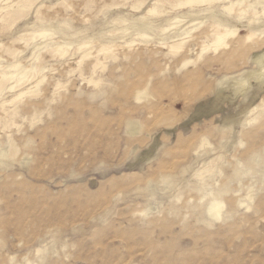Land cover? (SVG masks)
Segmentation results:
<instances>
[{
	"label": "rangeland",
	"instance_id": "obj_1",
	"mask_svg": "<svg viewBox=\"0 0 264 264\" xmlns=\"http://www.w3.org/2000/svg\"><path fill=\"white\" fill-rule=\"evenodd\" d=\"M19 1L0 13V75L36 66L20 89L44 83L0 107V264H264V0H163L161 16L147 14L156 0ZM212 22L233 31L216 53ZM184 31L185 65L168 49ZM211 192L225 202L212 227Z\"/></svg>",
	"mask_w": 264,
	"mask_h": 264
},
{
	"label": "bare ground",
	"instance_id": "obj_2",
	"mask_svg": "<svg viewBox=\"0 0 264 264\" xmlns=\"http://www.w3.org/2000/svg\"><path fill=\"white\" fill-rule=\"evenodd\" d=\"M13 1V0H12ZM169 1V0H168ZM222 1H226V2H229V0H180L177 2L174 1V2H177L176 3V6H174L176 9L177 7H184V6H188V8H199L200 6L202 5H210L212 3H220ZM4 2V4H2ZM11 0H0V13H6L5 15L6 16H12V15H15L18 11L20 12L21 9L23 8V5L20 4V1L17 2L16 4H12ZM23 2V1H22ZM172 2V1H171ZM10 3V4H9ZM164 1L163 0H156L155 1V4L156 6L148 9L147 11V14H150L151 16L152 15H155V16H161L163 14V12L160 11V9L157 7L158 5H163ZM168 3V2H167ZM166 4V3H165ZM174 4V3H173ZM239 4H242L241 1L240 2H236L235 4H230L229 6L227 7H224V11H232L234 9V6L235 5H239ZM169 5V4H168ZM167 6V5H166ZM170 6V5H169ZM173 7V8H174ZM134 9H138L139 8V5H137L136 7H133ZM187 8V7H186ZM243 8V7H242ZM240 8V15H242V12L244 11V9ZM168 9V8H167ZM185 9V8H184ZM253 14H257L255 11H252ZM264 14V13H263ZM149 16V15H148ZM1 20H5V16H3L1 18ZM174 21V20H173ZM172 21V22H173ZM176 22H180V21H176ZM1 24V23H0ZM4 24V23H3ZM213 27H214V33H213V29H212V34H213V41L208 44L207 46L211 48L212 52L213 53H216L218 52V50L220 48H223V49H226L227 46H228V42H226V37L229 36V35H232L233 34V31L230 32L228 29H226L224 27V25H222V23L220 22H212L211 24ZM173 28V27H172ZM170 29V28H169ZM168 29V30H169ZM166 28L165 29H161L160 32H164V31H168ZM192 32V30H191ZM189 34H190V31H184L182 32V35H184L183 37H180V36H172L170 39V42H169V52H172L173 54H178V51L180 52V50L183 49V45H185L186 43H188L186 40L188 37H189ZM50 34L47 35V33L45 32H40L38 33V35L36 34L35 36H38V37H45V36H49ZM34 36V38H35ZM141 36V35H140ZM145 36V35H144ZM186 36V37H185ZM188 36V37H187ZM147 38V36H145ZM196 37V36H195ZM194 37V38H195ZM141 38V37H140ZM191 39H193V37L191 36L190 37ZM145 39V38H144ZM249 39V37L247 38ZM165 40H168V38H165ZM58 43V42H57ZM133 42H130L129 44L132 45ZM167 44V43H166ZM39 47L43 46V47H48L49 44L48 43H45V44H38ZM86 46V45H85ZM52 47V45H51ZM84 47V46H83ZM68 47H66L64 44H58L55 48V51L56 53L59 55V56H63L64 54H66V49ZM85 48V47H84ZM81 49L80 47L77 49L79 50ZM230 49V48H229ZM228 49V50H229ZM206 48H203L201 51H205ZM106 52L108 53L109 52V48H105V47H100L96 53H99L98 55H100V53H102L103 56L106 55ZM190 52L189 49L185 48L183 49V54H182V57L183 58V61L182 63L185 65L189 62V60H187L186 56L188 55V53ZM55 53V54H56ZM92 52L90 53H86L82 56V58H80V61L77 62L81 63V61L84 59V58H87L88 56H90ZM170 54V53H169ZM172 54V56H173ZM96 55V56H98ZM104 58V57H103ZM38 59V55L36 56V60ZM224 60V58H223ZM253 61L254 63H256V65L259 67V70H260V73H261V76L263 77V83H264V54H261V55H254L253 56ZM91 64V63H90ZM102 63L100 61L99 58H97L93 63H92V73H91V77L88 79L87 83L89 84H93V85H97L98 84V81H95L94 78H93V75L95 74V70L101 66ZM80 67V66H79ZM16 70V69H19V64H12V66L8 69V72H3L1 73L0 75V94H2L3 92H8V93H11V99L10 100H0V107H5L7 106V102H12L14 100H18L20 99L21 97L23 98V96L25 95H36V91L35 89L39 88V86L44 83L43 80H44V77L41 76L39 79L36 78L35 81L31 84V86L29 88H25V89H20L22 87V84L23 82H26V81H29V79L27 78V76L29 74L32 75V77H34L35 75H38V74H42V70L43 68L39 69L38 67L34 66V67H30L28 71L26 72H22L20 70L19 73H10V70ZM79 69V68H78ZM248 75H250L249 72H246ZM260 76V77H261ZM5 82H7L5 84ZM60 85L59 84H56L55 85V91H58V89H60ZM239 92L240 93H243L246 89H247V83H239ZM7 93V94H8ZM54 95V94H53ZM56 95V94H55ZM142 95L140 93L137 94V98H141ZM21 98V99H22ZM35 98V97H34ZM40 99V98H39ZM53 101V100H51ZM31 103H35V102H29V103H26L25 104V108L27 109V107L29 108L30 104ZM24 107V106H23ZM23 110V108H21ZM34 110V108H33ZM255 110V109H254ZM4 115H6L7 117H11L13 118L16 113H17V108H14L13 110H4ZM23 112V111H22ZM257 118H253L252 120H250V122L254 123L256 122ZM257 123V122H256ZM9 125V124H8ZM14 125V124H13ZM10 126V125H9ZM3 130V129H2ZM129 134H135L136 130L134 129V126H132L129 130H128ZM182 140V139H181ZM205 139H202V141L204 142ZM205 144H208L207 142H205ZM196 152V150L194 151ZM195 154V153H194ZM238 174V170H235L233 172V177L237 176ZM195 178L197 179L198 183L196 184V187L198 188L197 191H199L201 189L202 186L205 185V182L203 181L204 178L202 177V173H198L195 175ZM193 188L191 187L190 190H192ZM234 197V196H233ZM204 197L203 196H200L199 197V201L201 202L200 204V207L201 208H204V211H203V214H202V217L200 219L201 222H203L204 224H206L207 226H214L215 224H221L222 223V212H223V209L225 208V202L222 198V195L221 193H214V192H211L209 194V198L207 199V201H203ZM230 202H233V198L232 196L227 198ZM178 200V199H177ZM247 200L251 201L253 203V200L249 197L247 198ZM190 202L192 201L191 199L189 200ZM184 203V202H183ZM238 206H244L246 212L248 211H251L252 210V207L249 206V204L247 203H244V202H239ZM40 253V250H36V254Z\"/></svg>",
	"mask_w": 264,
	"mask_h": 264
}]
</instances>
